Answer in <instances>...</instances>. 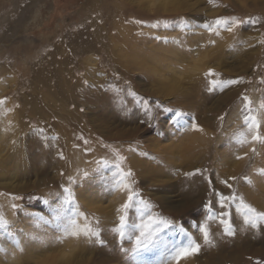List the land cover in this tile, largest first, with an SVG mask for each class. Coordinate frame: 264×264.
<instances>
[{"label": "rangeland", "instance_id": "rangeland-1", "mask_svg": "<svg viewBox=\"0 0 264 264\" xmlns=\"http://www.w3.org/2000/svg\"><path fill=\"white\" fill-rule=\"evenodd\" d=\"M145 1L151 3L154 10H160L161 17L155 20L158 21L156 24L153 20L142 25L141 29H146L144 32L154 41L146 44L150 45L147 49L145 45L148 51L144 50L147 53H144L145 62L131 69L132 82H123L132 91L128 93L133 98L138 95L140 101L133 100V106L129 101L117 104L127 111L135 109L136 104L147 102L150 110L147 111L156 117L152 114L144 117L147 111L143 116L136 112L138 115L132 113V119L127 120L124 116L105 112V106H94V94H101L102 89L111 83L105 84L110 80L111 72L95 66L99 54H85L80 62H72L71 71L47 66L51 58L48 43L58 38L62 49H66L69 41L66 31L86 15L82 7L89 0H0V99L6 98L0 105V217L9 222L8 230L12 233L8 236L0 231V248L11 251V260L21 264H48L42 261L49 258L48 261L54 260V264H99L102 258H108V253L113 252L111 257L114 258L104 264H191L190 256L178 262L173 259L175 249L187 244L190 234L202 247L208 246L203 254L192 256L193 264H264V222L254 228L244 223L235 203L229 209H223L219 202L221 194L230 196L235 193L264 212V142L252 141L255 131L244 122L248 113L243 100L247 96L252 101L251 114L257 117L259 134L264 136V108L260 103L264 100V5L256 6L255 0H245V3L244 0H173L166 8L182 9L178 15L176 12L171 16L167 14L170 10H163L165 0ZM142 11L144 18L156 16L153 12ZM162 11L166 13L162 14ZM220 17H235L244 23L232 31L220 26L217 32H210L204 27ZM120 23L121 32L135 29L128 21ZM84 61L88 62L87 69H79ZM209 69L216 75H205ZM51 70L69 86L72 92V99L68 98L70 101L62 102L61 96H51L49 86L43 83L41 78L50 76ZM74 74L77 76L71 78ZM146 74L158 75L160 79L149 80ZM160 74L166 79H161ZM238 78H242L241 83L226 85L223 90H209L211 79L227 81ZM173 79L177 82L172 84ZM31 105L35 115L28 111ZM164 108L181 111L184 115L177 121L173 113L164 111ZM42 110L44 112L39 113ZM72 111L75 114L72 115ZM60 113L67 116L71 125L79 117L85 129H91L103 141H99L96 150L105 155L110 164L123 156L125 159L120 165L126 172L134 170L137 164L143 166L139 177L132 173L126 181L138 193L134 207L128 210V225L141 223L142 210L144 222L151 215L170 220L175 227L158 233L156 243L139 256L132 254L139 228H129L123 238L116 231L113 248L107 251V255L99 251L104 244L99 241L107 240L104 229L119 226V217L123 214L120 206L127 201L128 191L115 186L112 174L117 171L115 164L104 167L98 163L102 159L89 150H85L81 164L66 165L68 175L60 176L64 162L62 146L56 140L60 132L50 124L61 119ZM35 120L48 126L47 135L53 141L44 157L39 156L38 150L31 153L27 150L41 136L40 128L43 127ZM200 120L208 121L200 126L203 131L194 127L200 125ZM63 121H59L60 124ZM67 128L74 135L78 132L70 125ZM107 133L117 135L118 140L106 138ZM74 138L75 143L79 141L81 146H89L87 139L85 144L76 135ZM242 140L246 142L241 143ZM20 149L26 152L21 153ZM152 154H158L161 160ZM130 157L136 161H129ZM95 166L100 170L94 173ZM197 169L201 172L196 173ZM85 171L90 172L87 180L94 182V186L82 190L80 184L86 178ZM190 173L198 175V184L203 187L198 202L200 193L190 199L185 192L184 178ZM69 187L75 193L82 215L68 213L56 220L53 209L59 210L64 190ZM160 187L162 189L158 190ZM29 195L32 196L28 198ZM140 200L144 201L143 205ZM13 205L17 207L13 208ZM222 211L231 212L229 219L235 229L234 236H228L219 222L218 214ZM24 214H28V218ZM69 218H75L82 228L88 225L93 231H100L102 237L99 235L89 240L67 236L64 229L68 227ZM29 223L31 229L23 230V226ZM204 226L209 229L210 244L204 243L200 231ZM89 245L96 247L90 248ZM120 252L126 253V257L118 259ZM3 254H7L6 251Z\"/></svg>", "mask_w": 264, "mask_h": 264}, {"label": "bare ground", "instance_id": "bare-ground-1", "mask_svg": "<svg viewBox=\"0 0 264 264\" xmlns=\"http://www.w3.org/2000/svg\"><path fill=\"white\" fill-rule=\"evenodd\" d=\"M149 1H151V0H149ZM149 1H147V2H149ZM153 1L156 2V0H153ZM172 1L173 0H165L164 3L162 2L163 3V7H164L163 10H165V9L166 10H170L167 13L168 15H171L172 16V14L173 13H176V12H177V15H178L180 9H182V8H179V10H177V9H174L173 10L172 7L166 8V5H168V2H172ZM145 2H143V0H89V2L86 3L82 7V9L86 12V15L81 19L80 23H76L75 26L71 30L66 31V34L68 35V38H69V41H68L67 46H66V49L65 50L62 49V47H61V40L58 39V38L54 39L53 42H49L48 43V45H49L48 47H50L49 52H48V55H50L51 58L48 59L47 66L50 69H62V68H65V70L71 71V70H73L71 68L72 62H80L82 60V58L85 56V54H88V53L99 54L100 55L99 61L96 63L95 60H92V62L95 61V64H96L95 66H97V67L100 66L102 68H107L106 70H108L109 72H111V75L109 74L110 75V80H108L107 82H105V84L107 85V83H109V82H111V83L106 88H103L102 89V91L100 92L101 94H98V95L94 94V97H95V99H94V101H95L94 106L96 108H99L101 105H102V108H104V106H105L106 107V109H105L106 111L105 112L110 113L112 115L122 116V118L124 116V118L126 117L127 120H131L132 119V113H136L137 112L139 115L142 114L141 116H143V113L144 112L146 113L147 110L150 111L149 109L146 110L145 109V106L142 105V104H136V106L134 104V106H135L134 108L135 109L129 108L127 111L124 110L125 108H123V106H119L117 104L120 101H124V102H127V103L131 102L130 104H131V106H133V100L135 102H137V101L139 102L140 101V99L138 98V95H136V97L133 98V96H131V94L128 93V91H130V93L132 91H131L130 87H126L127 84H124L123 82L124 81L127 82L128 80L132 82V80H131L132 73H130L131 72V69L133 68V66H135V65L137 66L140 63L145 62L143 60L147 58L145 56V54H144V53L148 52L147 50H145V45L148 42L151 41V38L152 37L149 38V36L146 35V33L144 32V30H146V29H144V30L141 29L142 25H144V24H146V23H148L150 21H153V20L155 21L156 19L159 20L160 17H161L160 16V13H161L160 10H157V9L154 10L153 7H152L153 5L151 3L146 4ZM221 2H223V1L221 0ZM244 3H245V0H244ZM135 4L137 6H135ZM258 4H262V6H263L264 5V0H261L260 2H258V1L255 0V5L259 7ZM247 5H248V3H247ZM250 5L251 4H249V6ZM135 7H138V8H135ZM181 7H183V6H181ZM262 9H264V8H262ZM142 10H144V11L146 10V11H148L150 13L153 12V14H156V16L150 17V18H144V17L141 16V15H143L141 13ZM164 13H166V12L165 11H162V14H164ZM262 15H264V14H262ZM112 17H113V21H110V19ZM136 20H138L139 22L138 21L136 22ZM120 21H128L129 23L133 24V26H134L135 29L133 31H131V30H129V31L128 30H123V32H121L123 27L121 26ZM177 22H176V24H177ZM156 23H158V21H155L154 24H156ZM104 27H105V29H104ZM158 32H160V31H158ZM155 37L156 36H154L153 39ZM152 41H154V40H152ZM155 43L156 42H154V44ZM161 43H162V41H161ZM148 46L150 47V45H146V49H147ZM144 50L146 52H144ZM63 55H65V56H63ZM130 56H132V57H130ZM151 56L149 54V58H151L153 60L154 58H152ZM180 57H182V56H180ZM156 61H157V59H156ZM81 65H83V66H81L79 69H82V68L83 69L84 68L87 69L88 62L86 63L84 61V63L81 64ZM76 68H74V69H76ZM137 68L140 69V67H137ZM36 73L38 74V72H36ZM158 74H159V71H158ZM49 75L50 76L43 77L41 79H42L43 83L46 86H49V89L51 90V92L53 94L51 96L57 97V98H59L61 96L62 97V99H61L62 102L70 101V99H68V98H71L70 95L72 94V92L68 89L69 86L63 82L62 77L61 76H58V74L55 73L53 70L50 71V74ZM76 76L77 75L74 74V75L71 76V78H74ZM157 76L158 75L154 76L152 74H150V75L148 74L147 75V77L149 78V80L150 79L159 78ZM160 76H161V74H160ZM161 79H166V78L165 77H162ZM173 80H172V84H173V82H177L175 79H173ZM52 84H53V87L51 88ZM132 84H131V86H132ZM135 87H136V84H135ZM174 91H175V89H174ZM33 102H34V100H33ZM73 102H74V100H73ZM69 104H70V102H69ZM75 104H76V101H75ZM80 104L81 103L78 102V105H80ZM33 107L34 106L31 105V107H29L28 111L31 114H34L35 115L36 113L33 112L34 111ZM64 107H66V106H64ZM43 110H42V112L40 111L39 113H43L44 112ZM155 110H157V109H155ZM129 111H131V112H129ZM148 111H147L146 114H144L145 115L144 117H147L149 114L150 115L152 114V117H156V115L153 116L154 114L153 113H150ZM70 113L72 115L75 114V113H73V111L70 112ZM64 115L65 114H61L60 113L59 117H61V119H58V120H56L54 122H50V124L52 125V128L53 129L54 128H58V130L60 132L59 137L56 138V140H58L59 143L61 144L60 146H62L61 147V155L64 158V162H63V164H62V166L60 168V173H61L60 176H62V177L68 175L67 174L68 170H67L66 165H71L72 166V165H76L77 163H78V165L81 164V160H83L84 157H85V154H84L85 153V150H89L90 149L89 151H93V153H94L95 156H97V157H99L101 159H107L105 155H102V154L98 153L97 150H96V148H97L96 145L99 144V141L101 139H99L97 136H95L93 134V131H90L91 129L90 130H86L85 127H84V125H83V123L80 121V118L79 117L77 118V116H76L77 120L74 122V124L71 125V123H70L69 119L67 118V116H64ZM48 118H51V116L48 115ZM56 118H58V117H56ZM61 120H64V121L60 124L59 121H61ZM35 121H36V123H38L37 125L43 127V128H40L43 131H41V133H40L41 136L39 137V139L37 138V140H35V141L32 142L33 143L32 144L33 147H28L27 146L28 147L27 150H28L29 153H31V151L34 152V150L35 151L38 150L39 156L44 157V155L47 152L50 151V147L53 144V141L48 138V135H47L48 126H45L46 124L40 123L37 120H35ZM207 122H208L207 120L206 121L200 120V123H199L200 125L199 126H203V124H207ZM69 125L74 128L73 131H78L75 134L76 137H78L80 140H83V141H85L86 139L89 141V143H88L89 146H87V147L81 146L79 141H78V143H77V141L75 143V138H74L75 135H74V133H71L72 131H70V130L68 131L67 126H69ZM199 134L201 135V133H199ZM30 137H31V134H30ZM101 137H102V135H101ZM105 137L106 138H109L110 137V139H113L114 141L118 140V136L117 135L114 136V134L111 135V134H108L107 133V136H105ZM197 137H199V136H197ZM197 137H195V139ZM201 139H204V138H201ZM56 140H54V141H56ZM24 142H27V141H24ZM111 145H113V144H111ZM109 146H110V144L108 146H106V147L108 148ZM22 147H24V146H22ZM23 150H21V153L25 151V150L24 151ZM21 155L22 154H19V156H21ZM109 155H110V153H109ZM152 155L155 156V157H158L159 160H161V158L159 157L158 154H155V155L152 154ZM91 160H92V158H91ZM128 160L131 161V162L136 161L134 157H130V158H128ZM17 161H18V159H17ZM21 161H22V159H21ZM14 163H16V162H14ZM82 165H84V163ZM84 166H86V165H84ZM84 166H83V169H84ZM111 167H112V165H111ZM111 167H109L108 169H110ZM142 167H140V165L137 164L135 166V169L134 170L130 169L131 170V173H133V174H135V175L138 176V174L141 173V168ZM101 168H102V165H101ZM80 169H82V166L80 167ZM99 170H100V168L97 169L96 166L93 168L94 173L95 172H98ZM3 171H5L4 168H3ZM203 172L204 171H202V173ZM89 174H90V172H89ZM112 174H114V173L112 172ZM112 174L110 175L111 177H112ZM90 178H91V176H90ZM196 178H198V175H195V174H193V175H189L188 174L187 176L185 175V178H184L185 179L184 188H185V192H187L186 193L187 197L190 198V199L191 198H194L195 196H197V194L200 193L198 195L197 201H196V202H198L199 201V197L201 195V191L203 190V187L198 184V179H196ZM87 179L88 178L86 177L83 180V182L80 179V182H82V183L81 184L79 183V184H80V187L82 188V190H84L85 188H89L90 186H94L93 185L94 182H91V181H89ZM109 186H110V184H109ZM161 189H162L161 187L158 188V190H161ZM108 190H109V188H108ZM110 190H112V186H110ZM20 191H23V189L22 190L20 189ZM193 195H194V197H192ZM31 196L32 195H29L28 198H30ZM30 201H32V200H30ZM2 213H4V212L2 211ZM21 214L23 215V212ZM27 215L28 214H24L25 217H27ZM1 216H3V215H1ZM9 219H10V217H9ZM81 220L83 221V219H81ZM11 221H12V219H11ZM23 227H24L23 230L28 231V230L31 229L32 225H31V223H29L27 225H24ZM116 229L117 228H111V227L104 229V232L107 235V240H105L103 242L104 243L103 246H100L99 247L100 248L99 251L101 253H104V254L107 255V251H109V250H111L113 248V246H114V244L116 242V239H113V237L115 238L114 234L116 232ZM99 235L100 236L102 235L100 233V231H99ZM80 237L82 238L83 236L81 235ZM29 240H31V239H29ZM89 246H91L90 248H95L96 247V246H92V245H89ZM23 247H24V244L22 243L21 244V248H23ZM24 249H26V248H24ZM207 249H208V246L202 247V245H201V250L198 253L203 254ZM3 251H6L7 254H3ZM10 253H11V251L10 250H7L6 248L4 250L1 249V253H0V264H21V262H19L17 260H11V258H10L11 256H9ZM70 253H71V250H70L69 254ZM112 253L113 252H109L108 253V256L109 257L108 258L107 257L106 258H102L98 263L99 264H104V263L109 262V260H111V259L114 258V257H111L112 256ZM125 254L126 253H123V252L118 253L117 254V256H118L117 258L119 259V258H121L123 256H124L123 258H125L126 257ZM70 256H72V255H70ZM192 256L193 255L190 256L191 257V264H193V257ZM47 257H49V256H47ZM48 259H47V261L45 259V261L43 260L42 262L43 263H45V262L47 263L48 262V264H54L53 263V262H55L54 260L53 261H48ZM52 259H53V257H52ZM70 259H71V257H70ZM63 260H65V259H63ZM87 262H89V261H87ZM208 263L212 264V262H208ZM65 264H67V262H65Z\"/></svg>", "mask_w": 264, "mask_h": 264}, {"label": "snow or ice", "instance_id": "snow-or-ice-1", "mask_svg": "<svg viewBox=\"0 0 264 264\" xmlns=\"http://www.w3.org/2000/svg\"><path fill=\"white\" fill-rule=\"evenodd\" d=\"M139 22V21H138ZM244 21L242 19H237L235 17H220L217 18L213 22H209L204 24V27L207 28L210 32H217V28L220 26H224L227 28L228 31H232L234 27H237L239 25H242ZM252 23H258V21H252ZM264 43V41H262ZM209 77L215 76L216 73L214 70L209 69V71L205 74ZM242 82V78L233 79V80H217V79H211L210 80V89L214 90L216 88H220L223 90V87L226 85H234ZM133 95H135L133 93ZM6 98L0 99V105H3L5 103ZM243 100L245 101V110L248 114L244 116V122L248 125L249 129L254 130L255 134L252 135L251 139L252 141H260L264 142V136H261L259 134L258 129L260 128V123L257 120V117L255 115H252V108L250 107L252 104V101L249 99V97L244 96ZM261 107L264 108V100L261 102ZM145 109L147 110V102H144ZM159 107V105H158ZM166 112H172L174 117L177 121L184 115L183 112L178 110H173L170 108H164L163 109ZM223 119V117H221ZM194 127L200 131H203L200 126L194 125ZM43 131V130H41ZM85 144L88 143V141H84ZM246 141H241V143H244ZM90 150V149H89ZM253 152H255V148H253ZM240 158V157H238ZM125 157L120 156L118 161H113L112 163L115 164V167L117 171L113 174L115 186L117 188L123 187L128 191L127 201L123 203L120 206V210L123 212L122 215L119 217V226L116 229V231L119 233L120 237L123 238L125 235L126 230L129 228L140 229V234L135 237V247L132 249V254L134 256H139L141 252L146 251L148 248L153 246L158 236L157 234L162 232L166 228L175 227L172 221L167 220L165 218H157L153 217L151 215L148 216L147 222H144L143 216L144 212L141 211V223L139 225H128V210L134 207V204L136 202V198L138 196V193L132 190L131 185L128 184L127 178L132 175L131 170H128L127 172L121 167L120 162L123 161ZM99 164H102L104 167H107L110 164V161L108 159H102ZM264 171V170H262ZM201 170L197 169L196 173H200ZM195 173H190L189 175H193ZM85 177L89 175L87 171L83 173ZM233 180H236L237 177H232ZM227 184V181L224 182ZM229 188H231L230 184H227ZM64 195L61 204L59 205V210L53 209V212L55 214V219L60 220L62 216H67L68 213H72L73 216H79L82 215V213L78 210V205L76 203V196L73 190L69 187L64 190ZM220 205L223 209H229L233 203L236 205V211L243 217V221L245 224L251 225L252 227H260L261 223L264 222V212L258 211L255 207H253L251 204L246 203L243 198L238 197L235 193H233L230 196H225L223 194L220 195ZM45 204L48 203L47 200L44 201ZM139 203L141 205L144 204L143 200H140ZM17 205H13V208H16ZM40 217V219H43V216L37 213ZM219 216V222L224 226V231L228 236H234L235 229L233 227V224L231 223L229 217L231 216V212L229 211H222L218 214ZM85 220H87V217L85 216ZM9 228V222L4 219L3 217H0V231H3L4 234L8 236H12V233L8 231ZM65 234L67 236L72 237H80L81 235L91 240L92 237H98L99 231H93L92 228L88 225H85L83 228H81L75 218H69L68 227L64 229ZM180 231H183V229H180ZM200 231L203 233L204 243L210 244V232L207 226H204L200 229ZM100 243H103L102 240L99 241ZM201 250V245L195 241L194 238H192L189 234V240L187 244L181 245L177 247L173 254V259H175L177 262L185 257L194 255ZM122 251L127 252V249H122Z\"/></svg>", "mask_w": 264, "mask_h": 264}]
</instances>
